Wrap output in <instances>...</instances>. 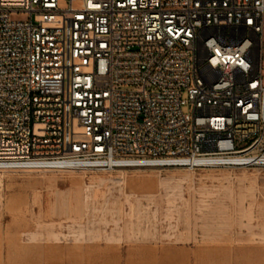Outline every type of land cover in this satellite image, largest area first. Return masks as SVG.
<instances>
[{
    "label": "built area",
    "instance_id": "built-area-1",
    "mask_svg": "<svg viewBox=\"0 0 264 264\" xmlns=\"http://www.w3.org/2000/svg\"><path fill=\"white\" fill-rule=\"evenodd\" d=\"M213 158L264 172V0H0V169Z\"/></svg>",
    "mask_w": 264,
    "mask_h": 264
},
{
    "label": "rangeland",
    "instance_id": "rangeland-1",
    "mask_svg": "<svg viewBox=\"0 0 264 264\" xmlns=\"http://www.w3.org/2000/svg\"><path fill=\"white\" fill-rule=\"evenodd\" d=\"M263 221L264 172L238 160L193 170L0 169V264H103L131 245L166 243L264 264Z\"/></svg>",
    "mask_w": 264,
    "mask_h": 264
},
{
    "label": "crops",
    "instance_id": "crops-1",
    "mask_svg": "<svg viewBox=\"0 0 264 264\" xmlns=\"http://www.w3.org/2000/svg\"><path fill=\"white\" fill-rule=\"evenodd\" d=\"M102 259V258H101ZM102 262V260H100ZM103 264H235L227 252H210L166 243L131 245L129 253L120 257L105 254Z\"/></svg>",
    "mask_w": 264,
    "mask_h": 264
},
{
    "label": "bare ground",
    "instance_id": "bare-ground-1",
    "mask_svg": "<svg viewBox=\"0 0 264 264\" xmlns=\"http://www.w3.org/2000/svg\"><path fill=\"white\" fill-rule=\"evenodd\" d=\"M177 182H181V181L177 180ZM121 184H122V183H121ZM167 184H168V183H167L165 180H160L158 185L162 186V187L165 189L166 187H168ZM137 196H138V195H135V194H126L127 200H128V198H131V197L134 198L135 200H138V199H137ZM205 201H206V200H205ZM172 202H174V201H172ZM186 204H187V202H186ZM172 205H174V204H172ZM186 209H187V208H186ZM115 225H116V224H115ZM261 225H262L261 241H262V243H263V245H264V221H263V223H262Z\"/></svg>",
    "mask_w": 264,
    "mask_h": 264
}]
</instances>
